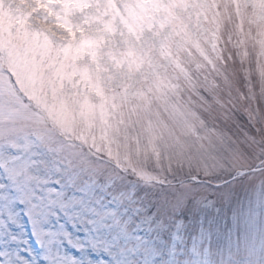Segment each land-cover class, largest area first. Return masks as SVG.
I'll list each match as a JSON object with an SVG mask.
<instances>
[{
  "label": "rangeland",
  "instance_id": "374dc122",
  "mask_svg": "<svg viewBox=\"0 0 264 264\" xmlns=\"http://www.w3.org/2000/svg\"><path fill=\"white\" fill-rule=\"evenodd\" d=\"M11 159L172 211L242 185L244 236L179 259L264 264V0H0Z\"/></svg>",
  "mask_w": 264,
  "mask_h": 264
},
{
  "label": "snow or ice",
  "instance_id": "6c2138e0",
  "mask_svg": "<svg viewBox=\"0 0 264 264\" xmlns=\"http://www.w3.org/2000/svg\"><path fill=\"white\" fill-rule=\"evenodd\" d=\"M241 187L216 185L205 200L172 211L160 193L114 192L52 169L30 173L11 159L0 168V264H181L189 244L244 236Z\"/></svg>",
  "mask_w": 264,
  "mask_h": 264
},
{
  "label": "trees",
  "instance_id": "16d2710c",
  "mask_svg": "<svg viewBox=\"0 0 264 264\" xmlns=\"http://www.w3.org/2000/svg\"><path fill=\"white\" fill-rule=\"evenodd\" d=\"M41 34H39V36H40ZM20 37H25L24 35H22V36H20ZM27 43V41H23V44L25 45ZM20 45V44H19ZM33 45H35L36 46V44H33ZM37 45H39V48H40V50H42V48H43V46H42V41L40 40V42L39 43H37ZM45 55H47V54H45ZM47 58V57H46Z\"/></svg>",
  "mask_w": 264,
  "mask_h": 264
}]
</instances>
